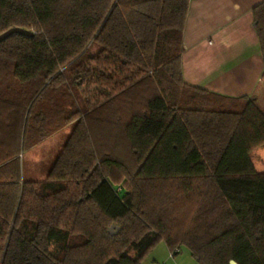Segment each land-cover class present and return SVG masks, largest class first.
<instances>
[{"label": "trees", "instance_id": "1", "mask_svg": "<svg viewBox=\"0 0 264 264\" xmlns=\"http://www.w3.org/2000/svg\"><path fill=\"white\" fill-rule=\"evenodd\" d=\"M188 7L0 0V35L28 33L0 42V264H142L160 243L264 264V112L185 83ZM252 14L264 59V2ZM70 125L48 178L25 181L24 152Z\"/></svg>", "mask_w": 264, "mask_h": 264}, {"label": "crops", "instance_id": "2", "mask_svg": "<svg viewBox=\"0 0 264 264\" xmlns=\"http://www.w3.org/2000/svg\"><path fill=\"white\" fill-rule=\"evenodd\" d=\"M262 2L189 0L181 54L186 84L227 97L253 98L264 112V59L252 14ZM155 263L196 264L185 248L170 258L163 243L142 264Z\"/></svg>", "mask_w": 264, "mask_h": 264}, {"label": "rangeland", "instance_id": "3", "mask_svg": "<svg viewBox=\"0 0 264 264\" xmlns=\"http://www.w3.org/2000/svg\"><path fill=\"white\" fill-rule=\"evenodd\" d=\"M72 130V125L67 126L39 145L24 152L21 159V174L25 181H44L48 178L56 158L62 148L68 144ZM251 160L257 172H264V147L253 151Z\"/></svg>", "mask_w": 264, "mask_h": 264}, {"label": "water", "instance_id": "4", "mask_svg": "<svg viewBox=\"0 0 264 264\" xmlns=\"http://www.w3.org/2000/svg\"><path fill=\"white\" fill-rule=\"evenodd\" d=\"M13 34H23V35H28V33L26 31H23L21 29H11L7 32H5L4 34L0 35V42L5 40L6 38L10 37L11 35ZM119 231V228L116 227V226H111L110 229H109V233L111 235H116ZM229 264H237L236 262L234 261H230Z\"/></svg>", "mask_w": 264, "mask_h": 264}, {"label": "built area", "instance_id": "5", "mask_svg": "<svg viewBox=\"0 0 264 264\" xmlns=\"http://www.w3.org/2000/svg\"><path fill=\"white\" fill-rule=\"evenodd\" d=\"M176 253H179V249H175V250H173V251H170V252H169V257H170V258H174V255H175ZM155 264H161V263H155Z\"/></svg>", "mask_w": 264, "mask_h": 264}]
</instances>
